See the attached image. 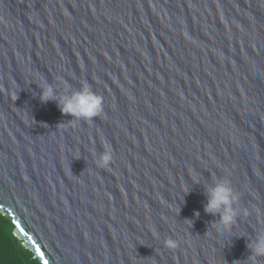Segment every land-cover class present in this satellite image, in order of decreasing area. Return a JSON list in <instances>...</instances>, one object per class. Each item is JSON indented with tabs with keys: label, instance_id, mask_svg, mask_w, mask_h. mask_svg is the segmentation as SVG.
Instances as JSON below:
<instances>
[{
	"label": "water",
	"instance_id": "1",
	"mask_svg": "<svg viewBox=\"0 0 264 264\" xmlns=\"http://www.w3.org/2000/svg\"><path fill=\"white\" fill-rule=\"evenodd\" d=\"M0 212L42 264H264V0H0Z\"/></svg>",
	"mask_w": 264,
	"mask_h": 264
},
{
	"label": "clouds",
	"instance_id": "2",
	"mask_svg": "<svg viewBox=\"0 0 264 264\" xmlns=\"http://www.w3.org/2000/svg\"><path fill=\"white\" fill-rule=\"evenodd\" d=\"M39 99L41 102L53 100L57 103L63 114H70L73 118L91 121L103 111V98L92 91L87 82L79 89L57 96L56 89L46 81L40 85ZM113 160V153L110 145L105 144L102 152L99 153L97 164L99 167H107ZM207 202L204 205L205 212L219 214L220 226L227 231L235 221L238 210L234 207L238 195L230 187L225 179H218L215 183L205 187ZM199 215V213H195ZM165 245L169 248L177 247V241L167 239ZM252 257L264 256V232L256 235L253 241L248 243Z\"/></svg>",
	"mask_w": 264,
	"mask_h": 264
},
{
	"label": "trees",
	"instance_id": "3",
	"mask_svg": "<svg viewBox=\"0 0 264 264\" xmlns=\"http://www.w3.org/2000/svg\"><path fill=\"white\" fill-rule=\"evenodd\" d=\"M14 228L11 219L0 212V264H42L14 234Z\"/></svg>",
	"mask_w": 264,
	"mask_h": 264
},
{
	"label": "snow or ice",
	"instance_id": "4",
	"mask_svg": "<svg viewBox=\"0 0 264 264\" xmlns=\"http://www.w3.org/2000/svg\"><path fill=\"white\" fill-rule=\"evenodd\" d=\"M37 252L40 253L41 256H43V253L40 251V249H37ZM44 264H48V262L45 260Z\"/></svg>",
	"mask_w": 264,
	"mask_h": 264
}]
</instances>
